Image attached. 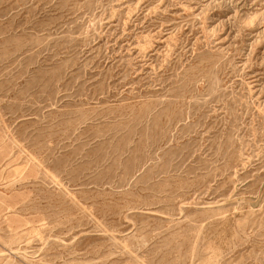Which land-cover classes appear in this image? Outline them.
I'll list each match as a JSON object with an SVG mask.
<instances>
[{"label":"rangeland","instance_id":"1","mask_svg":"<svg viewBox=\"0 0 264 264\" xmlns=\"http://www.w3.org/2000/svg\"><path fill=\"white\" fill-rule=\"evenodd\" d=\"M0 264H264V0H0Z\"/></svg>","mask_w":264,"mask_h":264}]
</instances>
